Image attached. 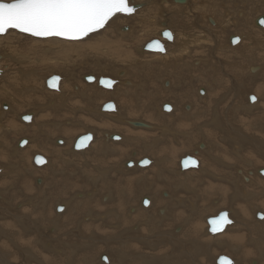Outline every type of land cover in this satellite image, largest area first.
Returning <instances> with one entry per match:
<instances>
[{
	"label": "bare ground",
	"instance_id": "6f19581e",
	"mask_svg": "<svg viewBox=\"0 0 264 264\" xmlns=\"http://www.w3.org/2000/svg\"><path fill=\"white\" fill-rule=\"evenodd\" d=\"M186 1H189V0H184L183 2H186ZM131 2H129V3H131ZM152 2L150 0H148V1H145L144 3H140L138 5L141 6L142 4H147L145 6H149L151 9V3ZM169 2H167L166 0H159V2H157V6L160 7V10L164 11V15H162L163 16L162 21L159 24L160 28H158V30L155 33L156 37L158 36L157 40L160 39L159 36H160V32L162 31V29L163 28L164 29H168V28L170 29V27L172 25L171 22H172L173 17L171 15H169L167 13V11H165V7L166 6L180 7L181 6L180 3H182L178 0H176V1L172 0L171 3H169ZM178 2H180V3H178ZM236 3H237V5L241 4V7L243 6L242 9L244 10V12H246V14H245L246 17L241 12L238 13V17L240 15V17H243V19L245 20L248 17L247 13L249 14V11H252L255 13V14L253 13L254 17L251 19V31L254 32L252 35L264 36V27H259L255 24V20L257 18H259L260 16H264V0H200V1L195 0L194 4H195V6H197V12H198L196 15V17L198 18L197 20L207 18L208 22H209L208 24L210 25L212 23V25H213L212 26L213 28L211 27L212 29L207 28L206 26H203V30L205 29L209 32V35H208V33H207V35L210 37L211 40L213 38H219L220 35L224 36L225 31L227 29H229L228 28L229 25L232 26L231 23L234 20L231 22V12L228 11L227 5L232 4L235 7ZM145 8L147 10L148 7L141 6V8L135 12V13H137V12L138 13L137 14L134 13L135 14L134 16L129 15V16L121 17L120 15H117V16L115 15V17L112 18V20L109 21L105 25V29L103 28V31L100 34H97V35L90 38L92 40L91 42L86 41V43H73L72 42L73 40H71V42L56 41V40L36 41L33 39H29V38L27 39L24 36H20V35H16V34H15L14 39H13V37L11 36V33L8 34L6 37L0 38V53L1 54L5 53L6 56L8 55L7 56L8 60L12 61L14 64L13 68H12V66H9L10 67L9 68V74H10V72H12L11 70H15L14 74L11 73V75H9V79L12 78L13 82H10L9 86L6 88H3L2 90H1L2 86H0V92H1L0 93V110H2L1 108L3 107V105H6V109L8 110L7 115L12 114V113L13 114L17 113L16 115H17L18 119H20V116L23 114H26L29 112L32 113V117L29 120L30 123L23 125L25 129H27L28 127L31 128L33 125H35V123H34L35 117L37 118L36 120H37L38 124H39L40 119L44 120L42 118L47 117V116H44L43 114L40 115L39 112L43 108V106L48 105L47 103L50 102V100H47V96L43 95L41 93V91L38 90L39 87H36L35 92L29 93L28 96H26L25 99L23 100V101H27V100L33 101L34 100L36 103L35 105H33L29 102H24V103H21L22 106H18V105L15 106V105H13V103L11 101H7L5 99V98H9V99L13 100L15 98V95H17V96L23 95V94L21 95V91L23 89H27V87L33 82V81H31V78L35 80L34 76L37 75V73H36L37 70L33 69L31 64H33L35 62L39 63V61H41L42 64L46 65V68L49 69V71L52 72L55 70L58 72V69H59V72H61L64 70L67 73L68 77L73 79V83L72 82L68 83V92L65 94L63 93L64 91H62V88L59 89V86L61 87L60 82H59V86H58L59 90L57 92L46 90L44 87V84H43V88L47 94L53 95L52 97L56 96V98L60 99V101L58 103H54L51 106L52 109L55 110V112H56V113L54 112V114L56 115L55 116L56 120H58L59 122H63L66 119L67 115H70V116L74 117L75 125L81 126V129L78 131H76L78 128L77 126H76L77 128L73 127L76 130L71 128V123H69L70 127L68 129L66 126H62V125L58 126L56 131L63 138H57L58 136H55V137L53 136L54 138L51 139L50 144L48 145V148H46L42 144V142H43L41 140L42 138L38 139L37 140L38 142L37 141L34 142L33 140L30 142L29 139L24 138L27 141L25 146H23L24 148L23 149H16V148H14V145H15V142L18 141L19 139H17L16 141L13 142L14 143V144H12L13 146H11L10 144H9L10 146H8L7 145L8 141L6 139L7 137L5 135L7 134V132L9 130L15 129L14 126L12 125V123H17V120L14 118L13 119L15 121L9 120L8 119L9 116L3 115L1 113L2 111L0 112V115L2 116L1 117L2 122H0V133L2 134V138H0V170L3 169L2 174H0V185L2 187H4L5 189L11 188V187H9L10 184L6 183L7 180L6 181L3 180L5 178L4 177L5 175L3 174L5 172L4 167L6 165V160L9 159L7 157H9L10 154H13L14 156H16V158L18 160V161H16V163L20 162V160L27 162L26 165H23L22 168H19V170L17 169L18 166L15 167L18 170L17 172H15L16 170L15 171L11 170L12 172L7 171L10 174H15L14 175L15 179H13L15 184L19 183L20 181L27 183V181L29 182L30 180H32V183H33V180L35 178H39L42 180L43 186H42V188L40 186L39 187L34 186L36 188L35 192H37L38 190L43 191V188L45 186H48L51 183V181L54 180V178H55L53 176L54 174L60 173V175L58 176V179L61 181H63L65 178H67V177H63L61 179V176L67 174L68 181H69L67 189L64 188L63 190L59 191V189L57 190L54 188L55 190L53 192H60V193H58V195L60 196V198L61 197L62 198L59 202L54 203L52 208H50V211L49 210L46 211L44 208V205L38 207L35 204L34 205L35 208H31V209L24 208L22 211L17 212L16 217H15L16 221L14 219H12V220H14V222L11 220L0 221V224L2 226H4V228H2V229L0 228V236L4 238V239H1V243H0V249L1 250L3 249V251L0 254H2V256L4 257V258L0 257L1 260L6 259V258H10L8 253L4 254L3 252H4V250L9 251L10 247L8 244H11L12 246H14L17 249V251L21 252V254L23 255V258H25V259L28 258L30 260H33V261L35 260L36 262H38L35 258L34 252H33L34 247L35 246L42 247V244L44 243L43 239L41 237H38L39 235L44 236V232L42 234H40L41 230L39 228H41L43 230V228L45 229L46 223L54 221L56 228L59 229L58 233L53 237L54 240L59 239V236H61V235L64 237L63 239L62 238L59 239L56 244L49 246L50 249H52V248L54 249L53 253L57 254V258H55L54 255L52 256L51 254L46 253L41 249V251H43V252H42V254L38 253L39 262L37 264H74V263L77 264V261L79 258H80L82 264H84V263L90 264V262L92 261V258L89 256L90 251L89 250H83V249H86L85 248L87 246L86 243H84V241H82L83 244H81V243H77L76 241H74L73 234L76 233L77 237L78 236L79 237L84 236V239H85V237H87L86 236L87 233H86V235L84 234L82 227H86V228L90 227V229H91V228L95 227L94 225H96V224H98V225L100 224L99 227H101V224H105V222L107 221L106 223H109V224L111 223L110 228L112 229V232H106L105 233L104 232L105 229L104 230L101 229V234L104 236L106 235V237H108L109 239H110V237H113L112 238L113 240L117 239V241L113 242V244H114L113 248L115 247L114 249H117L120 252V254L118 255L119 256V258H118L119 262H122L123 258L126 256L124 254L126 251L129 253V255L132 254L134 256L133 258H131L133 261L132 260L130 262L126 261L125 264H127V263L144 264V263H146L147 258H149V259L154 258V260H155V256H147L148 252L146 251L147 249H145L146 247H144V249H142L140 247V246H144L143 244H145L147 247L150 248V246L152 245V243L150 241H148L151 239L150 237L141 236V235L145 234L144 229H146V231L148 232V231H150V229L152 227L155 228L156 230H158L160 235H162L163 232H165V231H170V232H167L163 235V238L161 240V242L163 244V248H166L170 242L171 250H177L176 254H178V255L180 254V257L177 261L171 262L168 260L170 262V264H182L181 259H183V257H186V258H188L187 260H190V261H193V262H196L199 264H200V262H202L204 260L206 261V264H215V261L218 258L217 257L218 255H216L214 257L215 259L213 261V260H209L208 254L209 255L211 254L210 253L211 249L217 250V249H219V247L220 248H226L229 253H232L236 256L235 259H237V260L232 258L235 261H233L231 259V257L226 256L227 258H229L232 261V264H264V253H263L264 250H261V247L263 246L262 242L264 243V240H263L264 238H262V241L259 240L260 243L257 245L258 247H253V248L251 247L252 248L251 249L250 247L243 245L244 241L247 242L246 238H248V240H250V237L246 236V234H248L246 232L249 228V219L256 218V214L259 213L262 215V217L256 218V219H261L262 220L261 222L264 221V176H262V175L260 176L258 173L260 169H264V168H262V167H264V165H263V163H264V136L261 135L262 132L264 131V128H261V124L264 123V119L260 118L259 116H256V114H255L256 118L250 117V119H248V116L246 113L239 112L241 107H243L246 110V112L247 111L249 112V111H253L254 108L260 109V107L263 108V106H264V64L263 65H261V64L260 65L259 64H252V65L251 64H249V65L244 64L245 63L244 60H247V57H249V55L251 54V51H250L251 47L253 46V47L259 48V46L264 45V38H261L260 40H259V38L256 39V36L254 37L255 39L254 38L251 39L252 37L248 38V35H247L248 33L247 34L245 33L248 30L246 31L243 28H236V29L242 30L241 32L240 31L237 32L240 34H235V35L232 34L233 36L239 37V41L237 44H230L229 38L231 37V35H227L224 37L225 38V45H223L222 47L221 46L215 47L216 46V44H215L216 42H215L214 48L212 49V47H211V49H212L211 52L213 53L212 55L214 57V61H213L214 64L221 63V59L232 58V55H238L239 52L242 51L241 54L243 55V57H245L244 60H242V58H241V61L243 63L239 67H237V69L234 71V73H231V72L227 73V75H229L231 79L228 81L229 85H228V83H225L230 91H232V89L229 88L230 85L239 83V87L241 86L240 87L241 93L243 92V95L246 94L245 96L247 97L246 100H244V101L242 100L245 104L241 107L238 104L237 100L235 99L237 96L234 98L233 93L229 97L231 100L229 102H228L229 99L226 101L228 103V106L226 105L225 109H223V110L217 108V107H219L218 106L219 102L217 99H214L213 102L209 101L210 99L215 98L222 93L218 89V87L211 89L210 82L214 78L212 76L211 72H210L211 74L204 73L203 75L200 72L197 73V75L200 76L201 78H205L204 81H206V85L209 84L205 96L203 98L199 97L200 95L199 94L196 95V93L194 92V95H192V98H191L186 93H184V94H186L187 97L185 96V98L184 97L180 98V101L182 103L180 101L179 102L181 104L177 100H175L176 104H173V105L171 104L170 114H167V113L163 114L161 112L164 101L161 100L157 104L158 101L155 100L154 97H151V96H148L150 98L149 101L151 103L154 102V104L151 107H149V109L141 111L140 109H144L146 107L144 104V101L141 100L140 96L131 95L129 90L122 89V88H124L123 83H122V85H120L119 83L122 81L119 82V80L116 77H114V79L116 80V84L113 86L111 91L107 90V89L99 88L97 86L96 80H94V82H91V83H87L85 81L84 82L82 81L83 86L85 88L83 90L78 88L79 87L78 84L74 83L78 79L77 77H75L76 75H78V70H79V74L81 76L82 69H80V68H82L83 65L88 64L87 61H90L89 57H94L96 59L95 62L99 65V67L97 69H105L108 66L110 68V71L114 72V70H116L119 67V69L116 72L117 76H118V74H121V73H126V72L128 73V67H127V64H125V63L130 61L129 57L134 58L133 55H135L133 50L132 51H129V50L132 48H134V50H135L136 45L139 44L141 41H142L141 47L143 48L144 45L146 44L147 40L149 39V38H147L148 36H145L143 34L147 30H145V26L142 25L143 23L140 22V20L141 21L144 20V23L147 22L146 14H149V11H146ZM192 8H194V7H192ZM252 8H253V10H252ZM223 10L225 11L224 16L222 15ZM247 10H248V12H247ZM182 11H183V9H182ZM159 12H157V13H159ZM195 14H194V16H195ZM185 16H186V14H185ZM183 17H184V15H183ZM185 19H186V17H185ZM212 19L214 20V22ZM130 20H132V21L136 20V21L130 25V28H129V26H127L128 27L127 33L122 32L121 29L123 27H126L127 22ZM150 21L152 22V20H149L148 22H150ZM154 22H155V20L152 23H154ZM193 22L195 23V21H193ZM166 23H167V26L164 27L163 24H166ZM234 23H236V24L238 23L237 25H239L238 21H234L233 24ZM198 24H200V23H198ZM245 25H246V20H245ZM131 27L137 28L136 31H134L135 28L132 30ZM215 28H217V30H215ZM124 29L125 28H123V30ZM152 29L154 30V28H152ZM155 29H156V27H155ZM196 29L198 30V28H196ZM116 30H117V32H116ZM204 34L202 35V38L200 41L206 42L207 37H205ZM175 35L176 34L174 33L173 37ZM249 36H251V35L249 34ZM248 39H250V42L245 43V41ZM19 40L22 42H25V43L21 44L22 47L19 49L17 47H13L12 45L16 42H19ZM173 40H174V38L171 41L173 42ZM251 41L253 42V45H252ZM190 43L194 44L193 42H190ZM255 43H258V47L256 46ZM186 45L181 47V49L175 55L173 54V56L169 55V53L167 52V48H166L165 52L161 55H158L157 53H153V52L148 53L149 51H146L144 49L143 50L145 52L143 50H141V51L136 50V51L139 53V55H138V56H140L139 58H142L145 62H147L148 60L151 61L150 63H147L146 65H148V66L150 65V66L156 68L157 70L162 67L164 70L167 71L168 79L167 78L166 79L169 80L168 81L169 87L167 89L172 90L171 92L173 93V89L176 86L173 85V81H172L173 77H172L171 73H172V71H174L173 69H175L177 61H179L181 59L182 54H187V46ZM85 46H87V47H85ZM93 46H94V48L92 49V54L85 53V51H87V49H90V47H93ZM195 47H196L195 49H197V46H195ZM231 47H233V48H231ZM102 48H106V50H104V52H101V56H102L101 59H103V60L100 59V50ZM199 50L197 52H199ZM230 51H232V53ZM15 53H17V54L13 57L11 54H15ZM164 54H166V55L164 56ZM204 54L206 55L205 52H204ZM204 54H203V56H204ZM255 54H257V49H255ZM147 55H154V56H147ZM196 56L200 57V55H196ZM0 58H1V55H0ZM54 58H55V60H54ZM3 59H5V57ZM232 59H234V58H232ZM1 60H2V58H1ZM262 60H264V57L262 58ZM5 61H6V59H5ZM135 61H133V63ZM194 61H196V60H194ZM142 62L143 61H139V63H141V64H142ZM208 63H209V61H208ZM25 64H27V65H25ZM194 66H195V64H194ZM244 66H245L246 71L243 70ZM137 67H139V66L137 65ZM209 68H210V66H209ZM232 68H234V67H232ZM251 68H257V69H254L256 71H253ZM7 69H8V67H7ZM134 72H136V71H134ZM130 73L131 72L128 73V77H130L129 76ZM139 73H141V72H139ZM144 73H142V75ZM214 73H215V71L213 70V74ZM54 75H51V76H54ZM150 75H152V74H150ZM236 75H238V76L236 77ZM5 76L6 75H4V77ZM85 76H89V75H85ZM85 76H83V80H84ZM92 76L95 79L98 78V77H95L93 74H92ZM169 76H171V77H169ZM46 77H48V76H46ZM46 77L44 76V78H46ZM187 78H188V75H187ZM3 79H1V82L4 81ZM69 80L70 79H67V81H69ZM216 82H218V84H219L220 80H218V81L216 80ZM44 83H45V81H44ZM144 83H145V81H144ZM142 84H143V82H142ZM117 86H119L120 88ZM141 86H143V85H141ZM165 86H167V84ZM217 86H223V88H224V85H217ZM200 87L201 86H199L197 88L198 92H199ZM239 87H236L237 90H239ZM33 88H35V87H33ZM138 88H140V87H138ZM74 89H75V93L72 91ZM115 92H117V95H118L117 100L115 99L116 102L107 101V100H111L110 97ZM157 93L158 92H156V94ZM169 94H171V93H169ZM249 94L256 95L257 101L253 105L248 104V98H249L248 96H251ZM66 95H68V98L64 99L63 97ZM159 95H157V96H159ZM173 97H175V96H173ZM2 98H3V100H2ZM20 99H22V98H20ZM160 99H161V97H160ZM226 99H227V97H226ZM233 100H235V101H233ZM16 102H17V104L19 103L18 101H16ZM107 102H113L114 108H115L114 111H112V112L102 111V107ZM68 103H71L72 109H69L66 107V104H68ZM200 103H203V105L206 104V106L200 107L199 106ZM50 104H52V103H49V105H48L49 107H50ZM31 108H34L33 109L34 111L30 110ZM60 108L63 110H59ZM80 108L84 109L85 112H79L80 110H78V109H80ZM45 110H46V107H45ZM220 110H221V112H220ZM256 111H259V110H256ZM209 112L211 115H210V117L208 116L209 119H206L205 115H207ZM75 114H79V118L75 117ZM82 114H84V115H82ZM133 114H137V118H135L134 120L130 118L131 115H133ZM263 114L264 113H262V115ZM260 115H261V113H260ZM154 116H157V117L154 118ZM178 117H180L181 119L179 121H177L176 126H174V127H173V125H171L173 123V121L171 124H170V122L169 123L167 122V120L177 119ZM222 117L223 118L225 117V122L223 123L224 129L221 127V124L219 123V121H224V120H221ZM158 118L160 120H162V122L158 121L157 120ZM5 123L9 124V126L5 127ZM60 124H62V123H60ZM137 124H141L143 126H138ZM202 124H204L203 125L204 128L201 127ZM39 125H41V124H39ZM47 125H49V124H47ZM122 125H127V126H130L133 128L138 127V128L144 129V130L143 131L131 130V129L124 127ZM157 125H160L161 127L159 126V128H158ZM42 126H43V124H42ZM17 127L20 130H25L19 124H17ZM194 127H196L197 130H199L198 133L195 132L196 135L194 138L202 139V141L206 144L204 148L209 149V151L213 154V158H214L213 162L208 161L206 163V166L203 167L204 171H201V174H217V171H221V170L222 171L220 172L221 173L220 175L222 177H223V175L224 176L227 175L228 177H230L232 174H239L236 176L235 175L232 176V178H230V180L228 178L227 179L228 181L226 180L227 182L230 181L228 184L224 183V184H220L217 186H212L209 184V185L204 187L205 192H203V190H201L202 194H205L209 190L208 192H215V194H217L221 197V199H220V197H218L216 200H218V203H219V201L221 202V204L220 203L219 204L221 205L222 208L220 210H218L217 212H215V214L213 216H215L218 212H220L222 210H226L228 212V218L233 221V224L230 225L229 227H226L225 231L222 232L223 234H220V235L215 236V237H211L208 235L207 232H205L206 231L205 228L207 227V224L205 227L206 219L209 217H213V216L205 217V219L203 220L204 223L202 225L199 224L198 220L195 217L194 206L192 204L188 205L187 201H185L184 198L181 196L182 194L177 195L178 197L174 196L177 200L176 205L179 207L176 208L173 211V215L171 217H169L171 214L166 210V204H167V201L169 199H172V198L174 199V197L167 191V189H169L171 191V187L173 185L175 186L176 179H178L181 176V175L179 176L180 173H177V171H178V165H179L178 162L182 158V156L180 157V159L179 158L176 159V163L171 164L169 162V160L173 159L171 157L172 155H170L171 159H168L169 155L167 157L166 155H163L164 153L163 154L161 152L160 153L158 152L159 154L155 153V151H157L155 148L160 144L161 138L168 136V135H166V133H170L172 138L175 135L176 138L174 137V141L179 144V139L181 138L180 136H185L186 134H190V132L192 133V129ZM49 128H51V127H49ZM55 129H56V127H55ZM157 129L160 130L158 132V134H160V135L156 134ZM38 130L40 131L41 129H39V127H38ZM154 130H155L154 133H150ZM172 130H175V131L177 130V132L180 136H178L176 134L177 132L175 133ZM86 132H90L94 136L91 144L84 150L75 151L77 153L71 157H68L69 159L65 158L66 156L61 157L62 156L61 153L64 152V150L69 151L71 149V142L74 144L75 138L79 135L85 134ZM41 134H42V132H41ZM111 134L112 135H119V137H118L119 139L117 141L116 140L112 141L110 139V137L112 136ZM159 136H162V137L159 138ZM12 137H15V135ZM72 137L73 138L75 137V138L73 139ZM70 138H72L73 140L69 141ZM164 139H166V138H164ZM192 139H193V137H192ZM57 140L63 141V144L61 147L56 143ZM162 141H164L163 138H162ZM52 142L54 145H56L57 148L52 147V145H51ZM200 142H198L196 145H198ZM18 143H17V148H18ZM225 143L230 145V154H229L230 156H227V158H225V160H220L217 157V155H218L217 150H220L222 145ZM201 144L202 143L199 144L198 148L201 147ZM144 146L146 147V150H150V155H148L146 157L149 159L150 164L146 167H137V162H139L141 159L140 155L142 154V150H143ZM160 146H163V144ZM160 146H158V147H160ZM246 146L251 147L253 149L254 153L252 155L255 157V160L257 161V163H255L253 161L255 163V164H253V162L251 160L245 158L244 155L249 151L248 150L243 151L241 148H245ZM140 147H141V150H140ZM179 147H180L179 148L180 151L182 149V151H184L185 153H187L189 150L193 149V146L191 147L190 142H188V140H186V138L182 140ZM159 150H161V148ZM223 150H224V148H223ZM162 151H163V149H162ZM165 152H166V150H165ZM196 152H197V150H196ZM203 152H204V150H203ZM36 153L41 154V156L48 154V158L50 160L49 167H48L49 170H46L45 168L34 169L31 166L32 157L34 155H36ZM171 153H172V151H171ZM192 153H193V151H192ZM128 155H130V156L128 157ZM194 155H193V157H191V156L190 157L193 158L195 161H197V166H198L200 161L198 162V160L196 159V157ZM77 156L78 157L80 156V158H78ZM174 156H176V155H174ZM131 157H132V159H130ZM129 159L131 161H133V163H134V166L132 169H131V167H130V169H126L127 167H124L125 162H127ZM207 159L211 160L212 156L208 155ZM7 161H9V160H7ZM232 162H235V163L232 165ZM155 164H157V166H155ZM17 165H19V164H17ZM171 165H172V167H171ZM197 166H195V167H197ZM232 166H233V168H232ZM142 168H144L145 171H143ZM147 168H149V169H147ZM228 168H230V169H228ZM12 169H14V168H12ZM187 170L189 171L190 169H186L185 172H188ZM201 170H202V168H201ZM179 171L183 172L180 170V167H179ZM19 173H21L20 175L23 176L24 178H19L20 175H17ZM135 173L139 174V175L137 177H135V175H132ZM29 174H31V176ZM71 174H74V175L72 176ZM183 174H184V172H183ZM189 174H186V176H188ZM25 175H27V176H25ZM49 175H51L50 178H49ZM44 176L48 177L47 181H43ZM214 177L218 178L216 176H214ZM126 178H127V180H126ZM157 178H158V183L153 182V180L157 179ZM184 178L185 177H183V179H182V180H185L184 182H182L180 180L181 186L187 185L188 188L193 186V185H191L189 187L188 183H187L188 179L186 181V179H184ZM219 178H221V177H219ZM239 178H240V180H242V183L244 182V180H247L248 185H246V186H249V187H245L243 185H240V186L236 185L238 183V181H240ZM249 178H251L252 180H250ZM179 179H181V178H179ZM38 180H36V181H38ZM190 180H191V178H190ZM201 180H203L202 176L197 177L196 183H199ZM194 181H192V182H194ZM115 182H121L122 187L120 188V190H118V188H117V191H115L113 194L118 193V196H119V194L120 195L121 194L126 195V199H127L126 205L123 204L122 199H120V198H115L114 202L110 201V199L112 197L110 194V191L116 190V187L113 185ZM177 184H179V182ZM229 184H232V187H231V185L229 186ZM181 186L179 188H181ZM14 187L15 186H12V188H14ZM140 187H142L143 190L140 189ZM153 187H154V190H153ZM193 188H191V189H193ZM72 189H74V190H72ZM88 189H90V190H88ZM17 190H19V189H17ZM226 191H228L227 192L228 195L226 194ZM137 192H139V195H137ZM178 192H179V190H178ZM84 193H86L88 195V197L91 199L88 203L85 201L84 204L79 206L77 204V201L73 202V203L71 202V199H72L71 194H74L73 199L74 198L78 199V196H81V199H82L84 196ZM173 193H174V191H173ZM11 194H15V193H11ZM16 195L18 197H20L18 194H16ZM20 195H22V194H20ZM168 195H169V197H168ZM175 195H176V193H175ZM206 195L207 194H205V197H206ZM144 196H146V197L143 199ZM161 196H162V198H161ZM228 196L231 198H229ZM215 197H216V195H215ZM141 199H143V200H141ZM208 199H209V197H208ZM236 199H238L239 201H235ZM21 200H23V199H20V201ZM34 200H36V199H34ZM42 201H44V200H41V202ZM188 201L190 203V200H188ZM191 201H193V200H191ZM223 201H226L227 204L224 205ZM60 204H63L64 212L62 214H57V213H55V208L57 205H60ZM133 205L135 207L131 208ZM145 206H147V207H145ZM103 208H105V209H103ZM127 208H128V210H127ZM1 209H4V208H1ZM86 210H87V215H86V217L82 218L86 214ZM1 211L3 212V210H1ZM100 211H106V212L101 213ZM125 211L129 212V213H127L126 219L124 218L123 214L121 213V212H125ZM10 212H9L10 214L8 216L13 217L14 216L13 214L15 212L14 213H13V211H10ZM148 212H151L153 214V219H150V218L147 219L148 218L147 215H146V218H144L145 214ZM174 212H176V213H174ZM4 213H6L5 210H4ZM31 213L33 214V215H31L32 217L29 215ZM198 214L201 215L200 213H198ZM54 216L58 219H55ZM23 218H25V219L28 218L32 222V224L34 225L33 226L34 230L28 229L32 225H28L25 222V219L23 221ZM253 220H255V219H253ZM256 222L259 223V221H256ZM156 225L158 226V228H156ZM260 226H261V224H260ZM123 230H125V231L122 232ZM134 230H136V232H138V230H139V235L134 234V232H133ZM84 231L86 232V230H84ZM201 232H204L205 237H204V239H201V241H199L197 239H198V236L201 234ZM26 233H27V235H25ZM93 233H94V230H93ZM170 233H173L172 236L174 237V239L170 237V235H169ZM260 235H261V232H260ZM89 237L92 238L91 235L88 236V238ZM72 238H73V240H72ZM124 238H128L130 243L124 244ZM48 239L50 242H52V240H53L50 238H48ZM75 239H76V237H75ZM215 239H217L219 241L215 242L214 241ZM71 240H72V243H70ZM139 240H141V241H139ZM22 241H26V242L21 244ZM93 241H92V243H93ZM144 241H147V242L144 243ZM157 241H160V240H157ZM90 242L91 241H89L88 243H90ZM59 243L64 244V247L60 246ZM104 243H106V242H104ZM95 244H94V246H95ZM251 244H252V242H251ZM81 246H83L82 250L80 249ZM160 246H161V244H160ZM73 247H75V248L71 249ZM88 247H90V246H88ZM153 247L155 248V246H153ZM90 249H91V247H90ZM152 250H154V249H152ZM95 251H96V249H95ZM109 251H107V252L109 253ZM192 252L194 254H192ZM201 252L204 254V256L203 255L200 256ZM113 253H114V251H113ZM164 253H165V251H164ZM219 253H221V252H219ZM224 253L226 255L227 251H224ZM58 254H62L61 255L62 257H60ZM93 254H94V256H97L96 257L97 262L95 261L97 264H114L111 262V255L110 254H109L110 258L107 256L108 254L107 255L105 254V252L104 253L101 252L99 254L97 253L98 255H96L95 253H93ZM102 255L105 256V258H106V262H104V263H100L101 261H99V259ZM248 255H251L250 258H248ZM113 257L116 258V256H113ZM127 257H128V255H127ZM137 258H138V261L136 262L135 259H137ZM166 258H167V256H166ZM186 258H184V259H186ZM74 259H75V261L73 262ZM168 259H169V257H168ZM107 260H108V262H107ZM170 260H172V259H170ZM163 261L165 264H168V262L165 261L164 259H163ZM2 262H3V260H2ZM207 262H209V263H207Z\"/></svg>",
	"mask_w": 264,
	"mask_h": 264
},
{
	"label": "rangeland",
	"instance_id": "374dc122",
	"mask_svg": "<svg viewBox=\"0 0 264 264\" xmlns=\"http://www.w3.org/2000/svg\"><path fill=\"white\" fill-rule=\"evenodd\" d=\"M132 1V2H131ZM145 1H148V0H129V2H131L132 3V5L133 6H139L138 4H140V3H144ZM152 3H151V9H150V7L149 6H145V5H147V4H142L141 6H144V7H148L147 8V10H146V8H145V10L146 11H149V14H146V16H147V22H145L144 23V20H140V22L141 23H143L142 25L143 26H145V30H147L145 33H143L145 36H148L147 38H149L150 40H153V39H158V36L156 37V31L158 30V28H160V26H159V24H160V22L162 21V15H164V11H162V10H160V7L159 6H157V2H159V0H150ZM167 2H169V3H171L172 2V0H166ZM194 1L195 0H189V1H186V2H183V3H180L181 4V6L180 7H172V6H166L165 7V11H167V13L169 14V15H171L173 18H172V22H171V27H170V29L169 30H171V32L173 33V35H174V33L176 34L173 38H174V40H173V42L172 41H169V42H167V41H165V40H163V39H161L160 38V40L163 42V44H164V46H165V50H166V48H167V52L169 53V55L170 56H173V54L175 55L180 49H181V47H183L184 45H186L187 46V54H182V57H181V59L179 60V61H177V64H176V67H175V69H173L174 71H172V73H171V75H172V81H173V85L174 86H176V87H174V89H173V93L171 92L172 90H170V89H167L168 87H169V83H168V81L169 80H167L168 79V73H167V71L166 70H164L162 67L161 68H159L158 70L156 69V68H154V67H152V66H148V65H146L147 63H150L151 61L150 60H148L147 62H145L142 58H139L140 56H138L139 55V53L137 52L138 50H143V48L141 47V45H142V41L139 43V44H137L136 45V47H135V50H134V48H132V49H130L129 51H132L133 50V52H134V54L135 55H133L134 56V58L133 57H129L130 58V61H128L127 63H125V64H127V67H128V73L129 72H131L130 74H129V76L130 77H128V73L126 74V73H121V74H118V76H117V74H116V72H117V70L119 69V67L116 69V70H114V72L113 71H110V68L108 67H106L105 69H97L98 67H99V65L95 62L96 61V59L94 58V57H89V59H90V61H87V65L85 64V65H83L82 66V68H80V69H82V71H81V76H80V74H79V70H78V75H76L75 77H77L78 79H77V81H75L74 83L75 84H78V88H80L81 90H83V89H85L84 88V86H83V83H82V81L84 82V80H83V76H85V75H94L95 77H108V78H111V79H113V80H115L114 79V77H116L118 80H119V82L120 81H122V82H120L119 84L120 85H122V83H123V86H124V88H122V89H125V90H129V92H130V94L131 95H138V96H140L141 97V100L142 101H144V104H145V108L144 109H140L141 111H143V110H146V109H149V107H151L153 104H154V102H150L149 100H150V98L148 97V96H151V97H154V99L155 100H157L158 102H157V104L162 100V101H164L165 103H170V104H176V101L175 100H177L178 102L180 101V98L182 97H184L185 98V96H186V94L189 96V97H191L192 98V95H194V92L196 93V95L197 94H199L198 93V90H197V88L199 87V86H201L200 88H199V90L201 89V90H204V93L203 94H199L200 96L199 97H204L205 96V94H206V92H207V89H208V86H209V84L208 85H206V81H204L205 80V78H201L200 76H198L197 75V73H202V75L204 74V73H207V74H211L212 73V76L214 77L213 78V80L210 82V85H211V89L212 88H217L218 87V89L222 92L219 96H217V97H215V98H212V99H210L209 101H211V102H213L214 101V99H217L218 100V102H219V107H217L218 109H221V110H223V109H225V106L227 105L228 106V103L226 102L228 99V102L231 100L229 97L232 95V93H233V96H234V98L237 100V102H238V104L240 105V107L241 106H243L245 103L243 102L244 100H246L247 99V97L245 96L246 94H244L243 95V92L241 93V91H240V87H239V83H237V84H232V85H230L229 86V88H231L232 89V91H230L229 89H228V87L226 86V84L225 83H228V85H229V80L231 79L230 78V76L229 75H227V73L228 72H231V73H234V71L237 69V67H239L243 62L241 61V58H242V60H244L245 59V57H243V55L241 54V52H239V54L238 55H232V58H234V59H232V58H228V59H221V63H219V64H214L213 63V61H214V57H213V53L211 52L212 51V49L214 48V43L216 44V46L215 47H217V46H223V45H225V36H227V35H231V36H233V35H235V34H240V33H237L238 31H242L241 29H236V28H243L244 30H248L247 32H245L247 35H248V38H250V37H252L251 39H253L255 36H256V39H258L259 38V40L261 39V38H264V36H262V35H252L254 32H252L251 31V19L254 17V12H252V11H249V14L247 13V18L245 19L246 20V25H245V20L243 19V17H240V15H239V17H238V13L239 12H241V13H243L244 14V16H245V14H246V12H244V10L242 9L243 8V6L241 7V4H238L237 5V3L235 4L236 6L234 7L232 4H229V5H227V9H228V11L229 12H231V22L234 20V21H238L239 22V25H237L236 23H234L233 24V22L231 23L232 24V26L231 25H229V29H227L226 31H225V34H224V36L223 35H220L219 36V38H213L212 40L210 39V37L208 36L209 35V32L207 31V30H203V26H206L207 28H210V29H212L213 27V25H212V23L209 25L208 23V19L207 18H204V19H201V20H197L198 18L196 17V15H197V6H195V4H194ZM198 1V0H197ZM200 1V0H199ZM190 2V3H189ZM130 3V4H131ZM134 3V4H133ZM136 3V4H135ZM186 3V4H185ZM155 4V5H154ZM184 4V5H183ZM188 4V5H187ZM183 5V6H182ZM158 7V8H157ZM185 7V8H184ZM187 7V8H186ZM192 7H194V8H192ZM156 9V10H155ZM176 9V10H175ZM182 9H183V11H182ZM191 9V10H190ZM252 10H253V8H252ZM151 11V12H150ZM156 11V12H155ZM160 11V12H159ZM195 11V12H194ZM157 12H159V13H157ZM177 12V13H176ZM190 12V13H189ZM247 12H248V10H247ZM138 13V12H137ZM137 13H135V14H137ZM156 13V14H155ZM161 13V14H160ZM174 13V14H173ZM180 13V14H179ZM186 14V16H185V14ZM189 13V14H188ZM196 13V14H195ZM254 13V14H253ZM135 14H131L132 16H134ZM155 14V15H154ZM191 14V15H190ZM194 14H195V16H194ZM117 15H120L121 17H125V15H122V14H117ZM116 15V16H117ZM159 15V16H158ZM183 15H184V17H183ZM222 15L224 16L225 15V11L223 10V12H222ZM150 18H149V17ZM115 17V16H114ZM114 17H112V18H114ZM178 19H177V18ZM185 17H186V19H185ZM246 17V16H245ZM112 18L109 20V21H111L112 20ZM160 18V19H159ZM184 18V19H183ZM174 19V20H173ZM196 19V20H195ZM149 20H152V22L155 20V22L154 23H152L151 21L150 22H148ZM185 20V21H184ZM213 20V19H212ZM243 20V21H242ZM108 21V22H109ZM136 21V20H135ZM135 21H132V20H130V21H128L127 22V24H126V27H123V28H126V30H123V28L121 29V31L122 32H126L127 33V31H128V27L127 26H129V28H130V25L133 23V22H135ZM190 21V22H189ZM193 21H195V23L193 22ZM197 21V22H196ZM202 22V23H201ZM213 22H214V20H213ZM151 23V24H150ZM181 23V24H180ZM198 23H200V24H198ZM157 24V25H156ZM202 24V25H201ZM243 24V25H242ZM246 27H245V26ZM163 26L165 27V26H167V23L166 24H163ZM195 26V27H194ZM200 26V27H199ZM155 27H156V29H155ZM212 27V28H211ZM135 28V27H134ZM133 27H131V29L133 30L134 29ZM152 28H154V30L152 29ZM196 28H198V30L196 29ZM104 29H105V27H104ZM136 29L137 28H135L134 29V31H136ZM164 29V28H163ZM162 29V30H163ZM150 30V31H149ZM215 30H217V28H215ZM250 30V31H249ZM100 31V30H99ZM99 31H97V32H95V33H92V34H90V35H88L86 38H84V39H82V40H74V41H72L73 43H86V41H92L90 38L91 37H93V36H95V35H97V34H100L102 31H103V28L101 29V31L99 32ZM133 31V32H134ZM206 33H205V32ZM116 32H117V30H116ZM11 33V36L13 37V39H14V36H15V34L16 35H20V36H24V37H26L27 39L29 38V39H33V40H36V41H46V40H56V41H68V42H71V40H63V39H58V38H47V39H39V38H35V37H32V36H29V35H26V34H22V33H19V32H17V31H15V30H8V32L6 33V34H3V35H0V38H2V37H6L8 34H10ZM184 33V34H183ZM202 33V34H201ZM205 33V34H204ZM207 33H208V35H207ZM205 35V37H207L206 38V42H203V41H200L201 40V38H202V35ZM233 34V35H232ZM249 34L251 35V36H249ZM5 35V36H4ZM189 36V37H188ZM160 37V36H159ZM209 37V38H208ZM184 38V39H183ZM12 39V38H11ZM58 39V40H57ZM147 40V42L148 41H150V40ZM191 39V40H190ZM199 41H198V40ZM255 39V38H254ZM197 40V41H196ZM214 40V41H213ZM213 41V42H212ZM146 42V43H147ZM190 42H193L194 44H192V43H190ZM203 42V43H202ZM250 42V39H248V40H246L245 41V43H249ZM252 42V41H251ZM23 43H25V42H22V41H20L19 40V42H16V43H14L12 46L13 47H17L18 49L19 48H21L22 47V45L21 44H23ZM218 43V44H217ZM238 43V42H237ZM236 43V44H237ZM202 44V45H201ZM256 44V46L258 47V43H255ZM85 45V44H84ZM190 45V46H189ZM197 46V49L199 50V52H197L198 50L197 49H195L196 47L195 46ZM212 45V46H211ZM252 45H253V42H252ZM193 46V47H192ZM85 47H87V46H85ZM204 49H202V48ZM210 47V48H209ZM211 47H212V49H211ZM12 48V47H11ZM94 48V46L93 47H90V49H87V51H85V53H88V54H92V49ZM142 48V49H141ZM193 48V49H192ZM231 48H233V47H231ZM255 49H257V54H255ZM104 50H106V48H102L101 50H100V59H101V52H104ZM137 50V51H136ZM228 50V49H227ZM144 51V50H143ZM190 51V52H189ZM251 54L249 55V57H247V60H244L245 61V63L244 64H247V65H249V64H261V65H263L264 64V60H262V58L264 57V45H262V46H259V48H256V47H251ZM145 52V51H144ZM196 54V55H200V57L199 56H196L194 53ZM204 52L206 53V55L204 54ZM231 53H232V51H230ZM148 53H150V52H148ZM193 53V54H192ZM210 53V54H209ZM17 53H15V54H11L13 57L16 55ZM158 55H161V54H163V53H157ZM167 54V53H166ZM166 54H164V56L166 55ZM203 54H204V56H203ZM0 55H1V58H2V60H1V58H0V86H2V88H1V90L3 89V88H6V87H8L9 86V83L10 82H13L12 81V78H10L9 79V75H11V73L12 74H14L15 73V70H11L12 72H10V74H9V66H12V68H13V62L12 61H10V60H8V58H7V56H6V54L5 53H3V54H1L0 53ZM194 55V56H193ZM257 55V56H256ZM138 56V57H137ZM147 56H154V55H147ZM189 56V57H188ZM196 56V57H195ZM5 57V59H6V61H5V59H3ZM124 57V56H123ZM194 57V58H193ZM213 57V58H212ZM251 57V58H250ZM260 57V58H259ZM132 58V59H131ZM259 58V59H258ZM93 59V60H92ZM141 59V60H140ZM54 60H55V58H54ZM101 60H103V59H101ZM135 61L134 63H133V61ZM143 61L142 62V64L141 63H139V61ZM194 60H196V61H194ZM200 60V61H199ZM199 61V62H198ZM208 61H209V63H208ZM207 62V63H206ZM124 64V65H125ZM162 64V63H161ZM160 64V65H161ZM184 64V65H183ZM194 64H195V66H194ZM207 64V65H206ZM25 65H27V64H25ZM32 65V68L33 69H35V70H37L36 71V73H37V75L36 76H34L35 77V80L34 79H32L31 78V81H33L28 87H27V89H23L22 91H21V95L22 96H17V95H15V98L13 99V100H11V99H9V98H5L7 101H11L12 103H13V105H18V106H22V104L21 103H24V102H29V103H31V104H33V105H35L36 103H35V101L33 100V101H29V100H27V101H23L24 99H25V97L26 96H28V94L29 93H31V92H35V90H36V87H39L38 88V90L39 91H41V93L43 94V95H46L47 96V100H50V102H48L47 104L49 105V103H52V104H50V107L48 106V105H46V106H43V108L40 110V112H39V114L40 115H44V116H47L46 118L48 119H46V118H42V119H44V120H39V124H41V125H39L38 124V122H37V118L35 117V121H34V123H35V125H33L31 128L30 127H28L27 129H25L24 128V126L23 125H25V124H29L30 122H28V123H21V121H20V119H18V117H17V113H12V114H9V115H7V112H8V110L6 109V110H3V108H1L2 110H0V112L3 114V115H7V116H9L8 117V119L9 120H13V121H15L14 119H16L17 120V123H12V125L14 126V128L15 129H13V130H9L8 132H7V134L5 135L7 138V145L8 146H13L12 144H14L13 142L14 141H16L17 139H19V140H21V139H24V138H27V139H29L30 140V142L33 140L34 142L35 141H37L38 139H40V138H42L41 140L43 141L42 142V144L46 147V148H48V145L50 144V141H51V139L52 138H54L55 136H58L57 138H63V137H61L59 134H58V132L56 131L57 130V127L58 126H66L67 127V129L70 127V124L69 123H71V128H73V127H75V128H77V130L76 129H74V130H76V131H78V130H80L81 129V126L80 125H75V119H74V117H72V116H70V115H67V117H66V119L63 121V122H59L58 120H56V118H55V114H54V112H55V110H53L52 109V105L54 104V103H58L59 101H60V99L59 98H56V96H54V97H52L53 95H50V94H47L46 92H45V90H44V88H43V84H44V87H45V83H44V81H45V79L46 78H48L49 76H51V75H60V76H62V80L60 81V85H61V87L59 86V89H61L62 88V91H64L63 93L65 94V93H67L68 92V83H70V82H72L73 83V79H71V78H69L68 77V75H67V73L63 70V71H61V72H59V69H58V72L57 71H49V69H47L46 68V65H44V64H42L41 63V61H39V63L38 62H35V63H33V64H31ZM137 65L139 66V67H137ZM144 67H143V66ZM146 65V66H145ZM3 66V67H2ZM24 66V65H23ZM135 66V67H134ZM183 66V67H182ZM185 66V67H184ZM198 66V67H197ZM209 66H210V68H209ZM7 67H8V69H7ZM150 69H149V68ZM191 67V68H190ZM232 67H234V68H232ZM3 68V69H2ZM144 68V69H143ZM109 69V70H108ZM253 71H256V70H254V69H257V68H251ZM105 70V71H104ZM130 70V71H129ZM139 70V71H138ZM141 70V71H140ZM186 70V71H185ZM213 70L215 71V73L213 74ZM243 70L244 71H246V69H245V66L243 67ZM134 71H136V72H134ZM209 71V72H208ZM110 72V73H109ZM139 72H141V73H139ZM145 72V73H144ZM211 72V73H210ZM135 73V74H134ZM142 73H144L143 75H142ZM188 73V74H187ZM84 74V75H83ZM102 74V75H101ZM115 76H114V75ZM150 74H152V75H150ZM4 75H6L5 77H4ZM187 75H188V78H187ZM215 75V76H214ZM44 76L46 77V76H48V77H46V78H44ZM112 76V77H111ZM133 76V77H132ZM192 76V77H191ZM238 75H236V77H237ZM43 77V78H42ZM169 77H171V76H169ZM223 77V78H222ZM4 78V79H3ZM129 78V79H128ZM144 80H143V79ZM167 78V79H166ZM1 79H3L4 81H2L1 82ZM67 79H70L69 81H67ZM95 79V78H94ZM141 79V80H140ZM159 79V80H158ZM166 79V80H165ZM132 82H131V81ZM140 80V81H139ZM164 80V81H163ZM216 80L218 81V80H220V82H219V84H218V82H216ZM124 81V82H123ZM144 81H145V83H144ZM6 82V83H5ZM142 82H143V84H142ZM203 82V83H202ZM213 82V83H212ZM181 83V84H180ZM184 83V84H183ZM143 85V86H141V85ZM147 84V85H146ZM167 84V86H165ZM5 85V86H4ZM139 85V86H138ZM163 85V86H162ZM217 85H224V88H223V86H217ZM242 85V84H241ZM4 86V87H3ZM77 86V85H76ZM98 86V85H97ZM32 87V88H31ZM33 87H35V88H33ZM99 87V86H98ZM117 87H119V86H117ZM116 87V88H117ZM138 87H140V88H138ZM236 87H239V90H237V88ZM100 88V87H99ZM113 88V87H112ZM112 88L110 89V91L112 90ZM120 88V87H119ZM33 89V90H32ZM46 89V88H45ZM70 89V88H69ZM43 90V91H42ZM46 90H48V89H46ZM143 90V91H142ZM24 91V92H23ZM50 91H53V90H50ZM74 93H75V89L74 90H72ZM139 91V92H138ZM197 91V92H196ZM156 92H158L157 94H156ZM1 93V92H0ZM166 93V94H165ZM169 93H171V94H169ZM176 93V94H175ZM183 93V94H182ZM184 93H186V94H184ZM238 93V94H237ZM240 93V94H239ZM156 94V95H155ZM226 94V95H225ZM114 95V96H113ZM110 98H111V100H107V101H115L116 102V100H117V92H115L114 94H113ZM157 95H159L160 97H161V99H160V97L159 96H157ZM170 95V96H169ZM239 95V96H238ZM249 95H251V96H255L256 97V95H253V94H249ZM173 96H175V97H173ZM178 96V97H177ZM187 97V96H186ZM220 97V98H219ZM226 97H227V99H226ZM249 97V96H248ZM20 98H22V99H20ZM64 99L65 98H68V95H66V96H64L63 97ZM116 99V100H115ZM224 99V100H223ZM257 99V98H256ZM2 100H3V98H2ZM18 101L19 103L17 104V102L16 101ZM21 100V101H20ZM243 100V101H242ZM53 101V102H52ZM174 101V102H173ZM185 101V100H184ZM233 101H235V100H233ZM232 101V102H233ZM256 101L257 100H255V101H253V102H251V103H249L248 102V104L249 105H253V104H255L256 103ZM181 102V101H180ZM179 102V103H180ZM231 102V103H232ZM240 102V103H239ZM242 102V103H241ZM182 103V102H181ZM180 103V104H181ZM178 104V103H177ZM179 104V105H180ZM191 105V104H190ZM199 106L200 107H202V106H206V104H204L203 105V103H200L199 104ZM27 107V106H26ZM45 107H46V110H45ZM66 107L67 108H69V109H72V106H71V103H68V104H66ZM34 108H31L30 110H33ZM154 109V108H153ZM195 109V108H194ZM243 109V110H242ZM59 110H63V109H59ZM66 110V109H65ZM78 110H80L79 112H85V110L84 109H82V108H80V109H78ZM221 110H220V112H221ZM245 109L243 108V107H241L240 108V110H239V112H242V113H246L247 114V116H248V119H250V117L251 118H256V116H259L260 118H262V119H264L263 117H264V114L262 115V113H264V106H263V108L262 107H260V109L259 108H254L253 109V111H247L246 112V110L244 111ZM256 110H259V111H256ZM34 111V110H33ZM39 111V110H38ZM67 111V110H66ZM48 112V113H47ZM161 112L164 114L165 112H163L162 111V109H161ZM171 112V111H170ZM170 112H168L167 114H170ZM252 112V113H251ZM6 113V114H5ZM51 113V114H50ZM56 113V112H55ZM72 113V112H71ZM174 113V112H173ZM260 113H261V115H260ZM38 114V113H37ZM166 114V113H165ZM255 114H256V116H255ZM82 115H84V114H82ZM210 112L207 114V115H205L206 116V119H209L208 118V116L210 117ZM6 116V117H7ZM37 116V115H36ZM54 116V117H53ZM136 116V117H135ZM1 115H0V119H1ZM50 117V118H49ZM75 117H77V118H79V114H75ZM134 117V118H133ZM157 116H154V118H156ZM14 118V119H13ZM53 118V119H52ZM131 119H135V118H137V114H133V115H131V117H130ZM53 121H52V120ZM181 118L180 117H178L177 119H172V120H167V122L169 123L170 122V124L172 123V121H173V123L171 124V125H173V127L174 126H176V123H177V121H179ZM51 120V121H50ZM69 120V121H68ZM158 121H160V122H162V120H160L159 118L157 119ZM221 120H224V121H219V123L221 124V127L223 128V123L225 122V117L223 118L222 117V119ZM71 121V122H70ZM0 122H2V119L0 120ZM49 122V123H48ZM58 123V124H57ZM60 123H62V124H60ZM17 124H19L21 127H23L25 130H20V129H18V127H17ZM42 124H43V126H42ZM47 124H49V125H47ZM54 124V125H53ZM56 124V125H55ZM46 125V126H45ZM204 124H202V126L201 127H203L204 128V126H203ZM9 126V124H6L5 123V127H8ZM28 126V125H27ZM35 126V127H34ZM51 127V128H49V127ZM77 126V127H76ZM122 126H124V127H127V128H129V129H131V130H136V131H143L144 129H141V128H138V127H135V128H133V127H130V126H127V125H122ZM159 126L160 125H157V127L159 128ZM38 127H39V129H41L40 131L42 132V134H41V132L38 130ZM55 127H56V129H55ZM154 127V126H153ZM161 127V126H160ZM261 128H264V123L263 124H261ZM44 129V130H43ZM54 129V130H53ZM224 129V128H223ZM160 130L159 129H157L156 130V134H158V132H159ZM172 131H174L175 133L177 132V130L175 131V130H172ZM263 131V130H262ZM261 131V132H262ZM10 132V133H9ZM53 132V133H52ZM155 132V130L154 131H152V132H150V133H154ZM173 132V133H174ZM188 132V131H187ZM186 132V133H187ZM195 132H199V130H197V128L196 127H194L193 129H192V133L190 132V134H186L185 136H180L179 134H178V132L176 133L178 136H180L181 138L179 139V144L177 143V142H175L174 141V137H175V135L173 136V138L171 137V134L170 133H166V135H168V136H165V137H162V136H159V138H163V140L164 141H162V138H161V142H160V144L158 145V146H160V145H162L163 144V146H160V147H156L155 149L157 150V151H155V153L157 154L158 152L160 153H164L163 155H166L167 157H168V155H169V158L168 159H171L170 158V155H172L171 157L173 158V159H171V160H169V162L172 164V163H176V159L177 158H179L180 159V157L182 156V158L184 157V156H186V155H188V156H191V157H193V155L196 157V159L198 160V162H199V165L197 166V167H193V168H189L190 170L188 171V172H185L186 170H183V172H184V174H183V172H180L179 171V165H178V171H177V173H180L179 174V178H181V179H176V183H175V186L173 185L172 187H171V191L169 190V189H167V191L174 197H178L177 195H179V194H182L181 196L184 198V200L185 201H187V203H188V205L189 204H192L193 206H194V208H195V217H196V219L198 220V223L199 224H203L204 223V219H205V217H207V216H213L214 214H215V212H217L218 210H220L222 207H221V202L219 201V203H218V200H216L218 197H220L219 195H217V194H215V192H206L205 194H207L206 195V197H205V194H202L201 193V190H203V192H205L204 191V187L205 186H207V185H212V186H217V185H220V184H224V183H229V182H227L228 180V178H229V180H230V178H232V176H236V175H239V174H230L231 176L230 177H228L227 175L226 176H224L223 175V177L220 175L221 173V171H217V174H201V171H204V168L203 167H205L206 166V163L208 162V161H210V162H213L214 161V158H213V154L209 151V149H205L204 147H205V143L202 141V139H197V138H194L195 137V135H196V133ZM44 134V135H43ZM15 135V137H12V136H14ZM48 135V136H47ZM158 135H160V134H158ZM170 135V136H169ZM190 135V136H189ZM262 136H264V131L262 132V134H261ZM47 136V137H46ZM54 136V137H53ZM12 137V138H11ZM49 137V138H48ZM192 137H193V139H192ZM0 138H2V134L0 133ZM73 138V137H72ZM72 138H70L69 139V141H71V140H73ZM164 138H166V139H164ZM176 138V137H175ZM186 138V140H188V142H190V144H191V147L193 146V149L192 150H189L187 153H185L184 151H182V149H181V151H180V144H181V142H182V140L183 139H185ZM188 138V139H187ZM168 139V140H167ZM192 139V140H191ZM19 140H18V142H19ZM197 140V141H196ZM40 141V140H39ZM170 141V142H169ZM181 141V142H180ZM201 141V142H200ZM17 142V143H18ZM38 142V141H37ZM41 142V141H40ZM166 142V143H165ZM198 142H200V143H202L201 144V147H199L198 148V146H199V144L198 145H196ZM171 143V144H170ZM174 143V144H173ZM10 144V145H9ZM166 146H165V145ZM170 144V145H169ZM52 145V147L54 146V147H56V145H53V144H51ZM164 147V148H163ZM190 147V148H191ZM226 147V148H225ZM24 147H22V148H18V149H23ZM161 148V150H159ZM223 148H224V150H223ZM162 149H163V151H162ZM177 149V150H176ZM243 151H245V150H248L249 152H247L244 156H245V158H247V159H249V160H251L252 162L254 161L255 163H257V161L255 160V157L252 155L253 153H254V151H253V149L251 148V147H248V146H246L245 148H241ZM9 150V149H8ZM12 150V149H11ZM140 150H141V147H140ZM165 150H166V152H165ZM175 150V151H174ZM196 150H197V152H196ZM201 150V151H200ZM203 150H204V152H203ZM168 151V152H167ZM171 151H172V153H171ZM192 151H193V153H192ZM206 151V152H205ZM37 152V151H36ZM180 152V153H179ZM66 153V154H65ZM158 153V154H159ZM168 153V154H167ZM175 153V154H174ZM228 153V154H227ZM36 154H39V153H36ZM72 154V155H71ZM217 157H218V159H220V160H225V158H227V156H230L229 154H230V145L229 144H223L222 145V147H221V149L220 150H217ZM62 155V154H61ZM73 155H75V154H73L72 152H70V150L69 151H65L64 150V154L61 156V157H65V158H68V157H71V156H73ZM81 155V154H80ZM148 155H150V150H146V147L144 146V148H143V150H142V154L140 155V158L142 157V156H144V157H147ZM162 155V156H163ZM174 155H176V156H174ZM197 155V156H196ZM208 155H210V156H212V159L211 160H208L207 159V156ZM43 156H45L46 158H48V154H45V155H43ZM130 155H128V157H129ZM78 157V156H77ZM126 157V156H125ZM194 157V158H195ZM224 157V158H223ZM7 158H9V159H7V160H9V161H7L6 160V165H5V172L3 173L5 176V178L3 179V180H7L6 181V183H9L8 185H9V187H11V188H9V189H6V191L3 193V194H1V196H0V221H2V220H11V221H13L14 222V220H15V217H16V213L17 212H19V211H22L24 208H29V209H31V208H35V204H36V206H41V205H44V208H45V210L47 211V210H49L50 211V208H52V206L54 205V203L55 202H59L60 200H61V198H60V196L58 195V193H60V192H53L55 189H59V191H61V190H63L64 188L65 189H67L68 188V183H69V181H68V176H67V174L66 175H63V176H61V179L63 178V177H67V178H65L61 183H59V184H57L56 185V188L54 189L50 184L45 188V190H43L42 192H40L39 193V191H37V192H35V190H36V188L35 187H39V186H41V182L38 184L37 182H35V187L33 186V183H32V180H30L29 182L27 181V183L26 182H22V181H20L19 183H17V184H15V182H14V180L13 179H15L14 178V175L15 174H10V173H8L7 171H10V172H12V171H15V172H17L18 170H19V168H22V166L23 165H26V161H21L20 160V162H17L16 163V161H18L17 160V158H16V156H14L13 154H10L9 155V157H7ZM22 158V157H21ZM33 158V157H32ZM78 158H80V156L78 157ZM262 158V157H261ZM12 159V160H11ZM69 159V158H68ZM130 159H132V157L130 158ZM178 159V160H179ZM15 161V162H14ZM180 161V160H179ZM9 162V163H8ZM253 162V164H255ZM179 163V162H178ZM235 162H232V165L234 164ZM263 163V162H262ZM17 164H19V165H17ZM31 164L33 165V163H32V160H31ZM204 164V165H203ZM16 165V166H15ZM237 165V164H236ZM263 165H264V163H263ZM12 166V167H11ZM18 166V167H17ZM124 166H125V164H124ZM155 166H157V164H155ZM15 167H17V169L15 168ZM33 167H34V165H33ZM126 167V166H125ZM171 167H172V165H171ZM12 168H14V169H12ZM133 167H131V169H132ZM201 168H202V170H201ZM232 168H233V166H232ZM262 168H264V167H262ZM126 169H130V168H126ZM147 169H149V168H147ZM227 169V168H226ZM228 169H230V168H228ZM12 170V171H11ZM142 170L143 171H145L144 170V168H142ZM194 171V172H193ZM14 172V173H15ZM8 173V174H7ZM148 173V172H147ZM219 173V174H218ZM21 173H19V174H17V175H20ZM24 174V173H23ZM183 174V175H182ZM186 174H189L188 176H186ZM13 175V176H12ZM30 176H31V174H29ZM57 175V174H56ZM72 176L74 175V174H71ZM132 175H135V177H137L139 174H132ZM8 176V177H7ZM11 176V177H10ZM25 176H27V175H25ZM166 176V175H165ZM191 176V177H190ZM200 176H202V178H203V180H201L199 183H196L197 181V177H200ZM214 176H216V177H218V178H215ZM7 177V178H6ZM13 177V178H12ZM51 177V175H49V178ZM57 177L58 176H56L55 178H54V182H56V181H58V179H57ZM127 177V176H126ZM167 177V176H166ZM183 177H185L184 179H186V181H187V179H188V181H187V183H188V186L190 187L191 185H193V186H191L190 188H188L187 187V185L186 186H181L180 184H181V181L182 182H184L185 180H182L183 179ZM187 177V178H186ZM196 179H195V178ZM219 177H221V178H219ZM19 178H24L23 176H19ZM190 178H191V180H190ZM205 178V179H204ZM9 179V180H8ZM234 179V178H233ZM250 180H252L251 178H249ZM126 180H127V178H126ZM181 180V181H180ZM195 180V181H194ZM227 180V181H226ZM239 180H240V178H239ZM61 181V180H60ZM59 181V182H60ZM192 181H194V182H192ZM153 182H156V183H158V178L157 179H154L153 180ZM179 182V184H177ZM207 182V183H206ZM213 182V183H212ZM12 183V184H11ZM212 183V184H211ZM15 186L14 188H12V186ZM115 187H116V190H111L110 191V194H111V199H110V201L111 202H114V199L115 198H120V199H122V202H123V204L124 205H126V203H127V199H126V195H120L119 194V196H118V193H115V194H113L115 191H117V188H118V190H120V188L122 187L121 186V182H115L114 184H113ZM231 185V187H232V184H229V186ZM236 185H238V186H240V185H243V186H245V187H249V186H246V185H248V182H247V180H244V182L242 183V180H240V181H238V183L236 184ZM19 186V187H18ZM65 186V187H64ZM181 186V188H179ZM17 187V188H16ZM175 187V188H174ZM179 189H178V188ZM194 187V188H193ZM186 188V189H185ZM191 188H193V189H191ZM17 189H19V190H17ZM21 189V190H20ZM75 189V188H74ZM74 189H72V190H74ZM140 189H142L143 190V188L142 187H140ZM176 189V190H175ZM88 190H90V189H88ZM153 190H154V187H153ZM178 190H179V192H178ZM183 192H182V191ZM188 190V191H187ZM195 190V191H194ZM19 191V192H18ZM173 191H174V193H173ZM177 191V192H176ZM0 192H1V190H0ZM227 192L228 191H226V194H227ZM11 193H15V194H11ZM37 193V194H36ZM143 193V192H142ZM156 193V192H155ZM175 193H176V195H175ZM188 193V194H187ZM196 193V194H195ZM210 193V194H209ZM213 193V194H212ZM16 194H18L20 197H18ZM20 194H22V195H20ZM86 193H84V196H83V198L81 199V196H78V199H73V195L74 194H71V197H72V199H71V202L73 203V202H76L77 201V204L80 206V205H82V204H84L85 203V201L88 203L91 199L88 197V195L86 194ZM195 194V195H194ZM212 194V195H211ZM216 195V197H215V195ZM15 195V196H14ZM137 195H139V192H137ZM201 195V196H200ZM214 195V196H213ZM228 195V194H227ZM226 195V196H227ZM22 196V197H21ZM42 196V197H41ZM115 196V197H114ZM213 196V197H212ZM39 197V198H38ZM146 196H144L143 198H145ZM160 197V196H159ZM168 197H169V195H168ZM174 197V199L172 198V199H169L168 201H167V204H166V210L171 214L169 217H171L172 215H173V211L176 209V208H178L179 206H177L176 204H177V200H176V198ZM208 197H209V199H208ZM229 197V196H228ZM19 198V199H18ZM44 198V199H43ZM148 198V197H147ZM161 198H162V196H161ZM229 198H231V197H229ZM6 201H5V200ZM20 199H23V200H21L20 201ZM34 199H36V200H34ZM125 199V200H124ZM187 199V200H186ZM213 199V200H212ZM220 199H221V197H220ZM41 200H44V201H42L41 202ZM173 200V201H172ZM188 200H190V203H189V201ZM191 200H193V201H191ZM84 201V202H83ZM235 201H239L238 199H236ZM30 202V203H29ZM176 202V203H175ZM225 202V203H224ZM33 203V204H32ZM39 203L41 204V205H39ZM81 203V204H80ZM16 204V205H15ZM203 204V205H202ZM219 204V205H218ZM223 204L224 205H226L227 204V202L226 201H223ZM31 205V206H30ZM33 205V206H32ZM191 206V205H190ZM133 207H135L134 205L131 207V208H133ZM145 207H147V206H145ZM1 208H4V209H1ZM129 208V207H128ZM128 208H127V210H128ZM186 208V207H185ZM234 208V207H233ZM247 208V207H246ZM103 209H105V208H103ZM184 209V208H183ZM187 209V208H186ZM1 210H3V212L1 211ZM4 210H5V212L6 213H4ZM132 210V209H131ZM10 211H13V217H10V216H8L10 213L9 212ZM99 211V210H98ZM186 211V210H185ZM2 212V213H1ZM101 213H105L106 211H100ZM122 214H123V216H124V218L126 219V216H127V213H129L128 211H125V212H121ZM174 213H176V212H174ZM198 213H200L201 215H199ZM7 214V215H6ZM210 214V215H209ZM30 216L31 215H33L32 213L31 214H29ZM86 215H87V210H86V214L82 217V218H84V217H86ZM146 215H147V219H153V214L151 213V212H148V213H146L145 214V216H144V218H146ZM199 217H198V216ZM9 217V218H8ZM32 217V216H31ZM142 217V216H141ZM54 218L55 219H58V218H56L55 216H54ZM200 218V219H199ZM12 219H14V220H12ZM24 219L25 218H23V221H24ZM253 219H255V220H253ZM251 218V219H249V228H248V230H247V232L246 233H248V234H246V236H249L250 237V240H248V238H246L247 239V242H245L244 241V243H243V245L244 246H247V247H258L257 245L260 243V241L259 240H261L262 241V238H264V223H263V225L261 224V226L260 225H258L259 223H257L256 221H259V222H261L262 220L261 219H256V218ZM16 221V220H15ZM25 222L28 224V225H32V226H30V228H28V229H31V230H34V225L32 224V222L27 218V219H25ZM107 222V221H106ZM105 222V224H101V227H99V225L98 224H96V225H94L95 227H93V228H91L90 229V227H82L83 229V232H84V234L86 235V233H87V237H85V239H84V236H82V237H77L76 236V233H74L73 234V238H74V241H76L77 243H81V244H83V242L82 241H84V243H86V249H83V250H89L90 251V253H89V256L92 258V261L90 262V264H95L97 261H96V257L97 256H94V254L93 253H95L96 255H98L99 253H101V252H105V254L109 257V254L111 255V262L112 263H114V264H125L126 263V261L127 262H130L132 259L131 258H133L134 256L132 255V254H130L129 255V253L126 251L124 254L126 255L124 258H123V260H122V262H119V260H118V258H119V254H120V252L117 250V249H114L113 248V246H114V244H113V242L114 241H117V239H115V240H113L112 238L113 237H110V239L108 238V237H106V235L104 236V235H102L101 234V229H105L104 230V232L106 233V232H112V229L110 228V224L109 223H106ZM201 222V223H200ZM233 222V221H232ZM236 222V221H235ZM55 222L54 221H52V222H48V223H46L45 224V229L43 228V230L41 229V228H39L41 231H40V234H42L43 232H44V236H41V235H39L38 237H41L42 239H43V244H42V247H40V246H35L34 247V255H35V258H36V260L39 262V257H38V253L39 254H42V252L44 251V252H46V253H49V254H51L52 256L54 255V257L55 258H57V254H54L53 253V251H54V249L52 248V249H50L49 248V246H51V245H53V244H56L57 243V241L59 240V239H63L64 237L61 235V236H59V239H57V240H54V236L58 233V230L59 229H57L56 228V226H55V224H54ZM252 223V224H251ZM256 224V225H255ZM105 227H104V226ZM263 226V227H262ZM55 227V228H54ZM99 227V228H98ZM107 227V228H106ZM205 227H206V223H205ZM229 227V226H228ZM263 229H262V228ZM0 228L2 229V228H4V226H2L1 224H0ZM86 228V229H85ZM156 228H158V226L156 225ZM100 229V230H99ZM178 229V228H177ZM256 229V230H255ZM4 230V229H3ZM45 230V231H44ZM84 230H86V232L84 231ZM93 230H94V233H93ZM114 230V229H113ZM145 230V234H143V235H141V236H143V237H150L151 239L150 240H148V241H150L151 243H152V245L150 246V248L149 247H147L145 244H143L144 246H140L142 249H144V247H146L145 249H147L146 251L148 252L147 253V256H155V260H154V258H151V259H149V258H147L146 259V263L147 264H165L164 263V261H163V259L165 260V261H167L168 262V264H170V262L169 261H171V262H173V261H177L178 259H179V257H180V254L178 255V254H176L177 253V250H171V245H170V242H169V244L167 245V247L166 248H163V244H162V242H161V240H162V238H163V235L165 234V233H167V232H170V231H165V232H163V234L162 235H160V233H159V231L158 230H156L155 228H151L150 229V231H146V229H144ZM205 230H207V227L205 228ZM96 231V232H95ZM99 231V232H98ZM125 230H123L122 232H124ZM263 231V232H262ZM134 232V234H138L139 235V230H138V232H136V230H134L133 231ZM205 232H207V231H205ZM260 232H261V235H260ZM259 233V234H258ZM155 234V235H154ZM220 234H223V233H220ZM220 234H217V235H211V234H208L209 236H211V237H215V236H218V235H220ZM25 235H27V233L25 234ZM92 236V238L91 237H89L88 238V236ZM97 235V236H96ZM102 235V236H101ZM133 235V234H132ZM170 235V237L171 238H173L174 239V237L172 236L173 235V233H170L169 234ZM202 235V236H201ZM96 236V237H95ZM99 236V237H98ZM161 236V237H160ZM75 237H76V239H75ZM204 237H205V234H204V232H201V234L198 236V239L197 240H199V241H201V239H204ZM260 237V238H259ZM48 238H50V239H53L52 240V242H50L49 241V239ZM73 238H72V240H73ZM92 240H91V239ZM95 238V239H94ZM254 238V239H253ZM1 239H4L3 237H1L0 236V243H1ZM66 240V239H65ZM68 240V239H67ZM72 240L70 241V243H72ZM94 240V241H93ZM157 240H160V241H157ZM264 240V239H263ZM54 241V242H53ZM87 241V242H86ZM89 241H91L90 243H88ZM92 241H93V243L95 244V246H94V244L92 243ZM97 241V242H96ZM103 241V242H102ZM139 241H141V240H139ZM143 241V240H142ZM176 241V240H175ZM215 242H218L219 240H217V239H215L214 240ZM24 242H26V241H22L21 242V244L22 243H24ZM50 242V243H49ZM67 242V241H66ZM104 242H106V243H104ZM147 241H144V243H146ZM251 242H252V244H251ZM109 245H108V244ZM127 243H130V241H129V239L128 238H124V244H127ZM60 244V246H62V247H64V244H62V243H59ZM108 246H107V245ZM160 244H161V246H160ZM254 244V245H253ZM262 244H263V248H264V243L262 242ZM9 245V247H10V250L8 251H6V250H4V254H6V253H8V255L10 256V258H6V259H2L3 260V262H2V260L0 259V264H37L38 262H36L35 260L33 261V260H30V259H25V258H23V255L21 254V252L20 251H17V249L14 247V246H12L11 244H8ZM47 245V246H46ZM88 246H90L91 247V249H90V247H88ZM153 246H155V248L153 247ZM82 247L83 246H81V250H82ZM88 247V248H87ZM261 247V250H264L263 248ZM21 248V247H20ZM75 247H73V248H71V249H74ZM108 248V249H107ZM110 248V249H109ZM188 248V247H187ZM251 248V249H252ZM41 249L43 250V251H41ZM68 249V248H67ZM95 249H96V251H95ZM107 249V250H106ZM151 249V250H150ZM152 249H154V250H152ZM92 250V251H91ZM110 250V251H109ZM149 250V251H148ZM257 250V249H256ZM3 251V249L1 250L0 249V253ZM107 251H109V253L107 252ZM112 251V252H111ZM113 251H114V253H113ZM152 251V252H151ZM159 251V252H158ZM162 251V252H161ZM164 251H165V253H164ZM224 251H227V254L225 255V253H224ZM107 252V253H106ZM161 252V253H160ZM169 252V253H168ZM173 252V253H172ZM217 252V253H216ZM219 252H221V253H219ZM98 253V254H97ZM152 253V254H151ZM210 255L208 254V257H209V260H213L214 261V257L216 256V255H218L217 257H219V256H221L222 254H223V256H227V257H231V259L232 258H236V256L234 255V254H232V253H229L228 252V250L226 249V248H220L219 247V249H217V250H210ZM264 253V252H263ZM11 254V255H10ZM164 254V255H163ZM192 254H194L193 252H192ZM7 255V256H8ZM60 257H62L61 255L62 254H58ZM127 255H128V257H127ZM201 255H203L204 256V254L201 252V254H200V256ZM113 256H116V258L115 257H113ZM161 256V257H160ZM166 256H167V258H166ZM174 256V257H173ZM178 256V257H177ZM250 256L251 255H248V258H250ZM0 257L1 258H4L3 256H2V254H0ZM95 257V258H94ZM168 257H169V259H168ZM211 257V258H210ZM94 258V259H93ZM101 258V257H100ZM110 258V257H109ZM115 258V259H114ZM157 258V259H156ZM175 258V259H174ZM177 258V259H176ZM184 258H186V257H183V259H181V262H182V264H195L196 262H193V261H190V260H187L188 258H186V259H184ZM129 261H128V260ZM167 259V260H166ZM170 259H172V260H170ZM15 260V261H14ZM114 260V261H113ZM136 260V262L138 261V258L137 259H135ZM169 260V261H168ZM184 260V261H183ZM233 260V259H232ZM235 260H237V259H235ZM235 260H233V261H235ZM7 261V262H6ZM22 261V262H21ZM75 261V259L73 260V262ZM96 261V262H95ZM99 261H100V259H99ZM133 261V260H132ZM107 262H108V260H107ZM193 262V263H192ZM100 263H104V262H100ZM146 263H144V264H146ZM207 263H209V262H207ZM74 264H76V263H74ZM77 264H82V262H81V260H80V258L78 259V261H77ZM85 264V263H84ZM97 264V263H96ZM127 264H130V263H127ZM196 264H199V263H196ZM200 264H206V261L204 260V261H202V262H200Z\"/></svg>",
	"mask_w": 264,
	"mask_h": 264
},
{
	"label": "snow or ice",
	"instance_id": "6c2138e0",
	"mask_svg": "<svg viewBox=\"0 0 264 264\" xmlns=\"http://www.w3.org/2000/svg\"><path fill=\"white\" fill-rule=\"evenodd\" d=\"M134 11L129 0H0V35L15 29L35 37L83 39L104 28L118 13L131 14ZM166 35L171 39V34ZM153 43L158 50L164 51L160 41ZM107 86L111 87V82ZM250 99L255 101L256 97ZM42 161V157L37 158L38 163ZM187 163L185 161V166ZM220 221L231 223L226 219V213H221ZM212 224L216 225V221L213 220ZM217 230L216 226L212 229L213 232ZM221 264H232V261L222 257Z\"/></svg>",
	"mask_w": 264,
	"mask_h": 264
},
{
	"label": "water",
	"instance_id": "95a60500",
	"mask_svg": "<svg viewBox=\"0 0 264 264\" xmlns=\"http://www.w3.org/2000/svg\"><path fill=\"white\" fill-rule=\"evenodd\" d=\"M176 1V0H175ZM180 2H183L184 0H178ZM129 5L131 7H133L135 9V11L131 14H134L138 9L141 8V6H133L132 4L129 3ZM118 14H122V15H125V16H129L131 14H124V13H118ZM255 24L259 27H264V16H260L259 18H257L255 20ZM9 30H15V29H9ZM101 30V29H99ZM97 30V31H99ZM126 30V28L124 29ZM17 32H19L18 30H15ZM95 31V32H97ZM95 32H92V33H95ZM21 33V32H19ZM90 33V34H92ZM22 34H26V33H22ZM89 34V35H90ZM166 34H171V39L167 38V35ZM26 35H29V34H26ZM29 36H32V35H29ZM32 37H35V36H32ZM35 38H39V39H46V38H58V39H63V40H69V39H65V38H61V37H57V36H51V37H35ZM86 38V37H85ZM160 38L169 42L173 39V34L172 32L169 30V29H163L161 32H160ZM84 39V38H83ZM77 40H82V39H77ZM229 42L230 44H236L238 41H239V37H236V36H231L229 38ZM74 41V40H73ZM154 41H160V43L163 45L164 47V51H160L158 50L155 45H154ZM144 50L146 51H149V52H153V53H164L165 52V46L164 44L162 43V41L159 39H153V40H150L149 42H147L144 47H143ZM61 76L60 75H54V76H49L48 78L45 79V88L48 89V90H53L55 92H57L59 89H58V86H59V82L61 81ZM94 80L97 81V85L100 87V88H103V89H107V90H110L115 84H116V80H113L111 78H108V77H98L97 79H94V77L92 75H89V76H85L84 77V81L87 82V83H91V82H94ZM108 82H111V87H108L107 84ZM203 94V93H202ZM253 97V96H249L248 98V102L251 103L253 102V100H251L250 98ZM3 110H6V105H3ZM171 109V106L168 104V103H164L163 106H162V111L165 112V113H168L170 112L168 109ZM114 104L113 102H107L106 104H104V106L102 107V111H106V112H112L114 111ZM32 117V113H26V114H23L20 116V121L23 122V123H28L30 122V118ZM138 126H143L141 124H137ZM90 137V139H88ZM119 135H112L110 137V139L112 141H117L119 138ZM93 140V135L92 133L90 132H87L83 135H79L78 137L75 138L74 140V144H73V151H81V150H84L86 149L89 144L92 142ZM26 139H21L18 143V148H22L23 146H25L26 144ZM62 141L59 140L57 142V144H61ZM42 157L41 155L39 154H36L34 155L33 157V164L36 165V166H43L45 163H46V160L43 158V161L41 163H38L37 162V158H40ZM145 161H148V163H144ZM185 161H187V166H185ZM192 161H195L193 158H191L190 156L186 155L185 157L181 158L180 161H179V167H180V170L183 171V170H186V169H189V168H193L195 166H197V161H195L196 163L193 164ZM150 164V161L147 159V158H143L142 160H140L139 162H137V167H146ZM134 165L133 161H128L125 166L130 168ZM259 175L261 176H264V169H260L259 170ZM37 183H39V180L37 181ZM62 210V207L59 206L57 208V212L60 213ZM221 213H226V219L228 221H231V223H227V222H221L220 221V215ZM262 217L261 214H256V218H260ZM215 220L216 221V225H213L212 224V221ZM206 224H207V233L208 234H211V235H217V234H220L222 232L225 231L226 227L230 226L233 224L232 220L228 218V212L226 210H222L220 212H218L215 216L213 217H209L206 219ZM216 226L218 228V230L216 232H213L212 229L213 227ZM227 258L226 256H219L216 261H215V264H221V258ZM228 260H230L229 258H227ZM100 261L101 262H106V258L105 256H101L100 258Z\"/></svg>",
	"mask_w": 264,
	"mask_h": 264
},
{
	"label": "crops",
	"instance_id": "0c3cea01",
	"mask_svg": "<svg viewBox=\"0 0 264 264\" xmlns=\"http://www.w3.org/2000/svg\"><path fill=\"white\" fill-rule=\"evenodd\" d=\"M178 3H180V2H178ZM182 3H183V2H182ZM170 31H171V30H170ZM198 93H199V92H198ZM203 93H204V90H203ZM114 102H115V101H114ZM164 103H165V102H164ZM115 104H116V103H115ZM169 104H170V103H169ZM170 105H171V104H170ZM116 106H117V105H116ZM133 120H134V119H133ZM21 123H22V122H21ZM93 137H94V136H93ZM57 141H58V140H57ZM57 141H56V143H57ZM17 142H18V141H16V142H15V145H14V148H16V149H18V148H17ZM52 144H53V142H52ZM62 144H63V143H62ZM62 144L59 145V146L61 147ZM90 144H91V143H90ZM53 145H54V144H53ZM53 147H54V146H53ZM54 148H57V147H54ZM72 148H73V143L71 142V149H70V152H72L73 154H76L77 152L73 151ZM61 154L63 155L64 152H62ZM39 155H41V154H39ZM33 157H34V156H33ZM42 157L46 160V163H45L43 166H38V167H37V166L34 165V164H33L34 167H33L32 164H31V166H32L34 169L45 168L46 170H49V168H48V167H49V162H50L49 158H46V157L43 156V155H42ZM142 158H144V156H142L141 159H142ZM141 159H140V160H141ZM128 161H129V160H128ZM128 161H127V162H128ZM134 162H135V161H134ZM32 163H33V158H32ZM125 164H126V162H125ZM124 167H125V166H124ZM2 172H3V169L0 170V174H2ZM59 175H60V173H57V175L54 174L53 176L56 177V176H59ZM38 179H39V178H35V179L33 180V186L35 185V182H37L36 180H38ZM57 179H58V177H57ZM40 180H41V179H39V183L41 182V186H40V187L42 188V186H43V182H42V180H41V181H40ZM47 180H48V177H47V176H44V177H43V181H47ZM59 181H60L59 179H58V181H56V182H54V180H52L51 183H50V185H51L53 188H56V185L62 182V181H60V182H59ZM39 183H38V184H39ZM46 187H47V186H45V187L43 188V190H45ZM8 189H9V188H8ZM0 190H1V192H0L1 194H3V193L6 191V189H5L4 187H2L1 185H0ZM38 191H39V193L42 192V191H40V190H38ZM1 194H0V196H1ZM43 199H44V198H43ZM143 199H144V198H143ZM143 199H141V200H143ZM4 200H5V199H4ZM39 205H41V204L39 203ZM41 206H42V205H41ZM59 206L62 207V210H61L60 213L57 212V208H58ZM63 212H64L63 204L57 205L56 208H55V213H57V214H62ZM263 222H264V221H263ZM263 222H259V225H260V224H263Z\"/></svg>",
	"mask_w": 264,
	"mask_h": 264
},
{
	"label": "flooded vegetation",
	"instance_id": "af4514ba",
	"mask_svg": "<svg viewBox=\"0 0 264 264\" xmlns=\"http://www.w3.org/2000/svg\"><path fill=\"white\" fill-rule=\"evenodd\" d=\"M61 78H62V77H61ZM61 80H62V79H61ZM202 93H203V90L200 89V90H199V94L201 95ZM169 105H170V104H169ZM170 106H171V105H170ZM86 133H87V132H86ZM92 135H93V134H92ZM111 135H112V134H111ZM77 137H78V136H77ZM58 141H59V140H58ZM58 141H57V142H58ZM61 141H62V140H61ZM62 143H63V141H62ZM62 143H61V144H62ZM59 145H60V144H59ZM89 145H90V144H89ZM145 158H146V157H145ZM147 159H148V158H147ZM148 160H149V159H148ZM129 161H130V159H129ZM126 163H127V162H126ZM133 166H134V165H133ZM133 166H132V167H133ZM127 168H128V167H127Z\"/></svg>",
	"mask_w": 264,
	"mask_h": 264
}]
</instances>
